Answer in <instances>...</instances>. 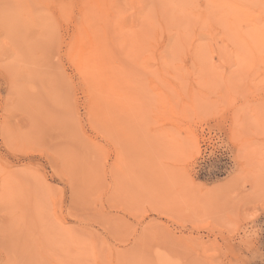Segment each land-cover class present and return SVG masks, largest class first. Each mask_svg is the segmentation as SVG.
<instances>
[{
  "label": "rangeland",
  "instance_id": "obj_1",
  "mask_svg": "<svg viewBox=\"0 0 264 264\" xmlns=\"http://www.w3.org/2000/svg\"><path fill=\"white\" fill-rule=\"evenodd\" d=\"M0 264H264V0H0Z\"/></svg>",
  "mask_w": 264,
  "mask_h": 264
}]
</instances>
